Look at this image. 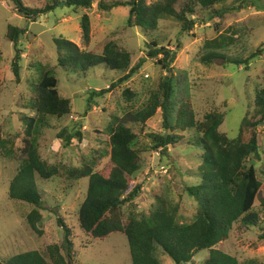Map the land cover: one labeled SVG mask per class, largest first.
I'll return each instance as SVG.
<instances>
[{"label":"rangeland","instance_id":"1","mask_svg":"<svg viewBox=\"0 0 264 264\" xmlns=\"http://www.w3.org/2000/svg\"><path fill=\"white\" fill-rule=\"evenodd\" d=\"M127 1L102 0L104 6ZM22 2L30 7L42 6V0ZM98 2L96 0L89 10L59 5L36 21L28 22L13 10L12 2L0 0V139L7 148L0 149V264L21 252L61 244L64 232L57 218H61L70 230L73 242L71 264H131L128 241L123 233L115 232L105 240H93L81 230L77 220V211L88 185V178L80 172L89 162L94 163V170H108L109 125L115 118L126 121L137 134L142 164L135 174V183H142V188L133 202L122 207L124 216L131 212L139 216L148 214L157 196L162 193L180 204L179 220L183 222H190L197 208L196 201L186 190L187 186L199 183L197 167L201 164L203 153L193 133L177 130L184 134L185 140L169 146L166 154L162 155L149 148V135L164 131L161 108L147 120L145 126L133 121L130 114L147 105L151 95L160 88L161 81L166 79V71L147 58L138 72L131 74L127 80L102 95L91 96L93 90L107 89L130 69L110 70L100 64L84 73L62 68L57 64L55 38H65L95 53L101 52L104 40L115 39L131 52V66L145 56L150 41L177 49L171 69L175 87L174 97L168 104V121L173 124L178 106L190 101L197 119H202L211 111L223 113L224 121L219 129L230 138L237 135L242 118L251 111L255 88L264 84V0H228L217 5V10L233 8L220 21L218 30L223 32L221 36L214 28V22L219 18L215 14L211 16L213 10L197 9L192 16L196 17L195 25L187 31H181L180 24L169 16L159 19L156 30L144 31L138 26L126 27L129 5L120 4L105 10L98 7ZM84 13L91 18L88 45L83 43L80 27V17ZM8 25L27 28V33L19 38L22 58L18 81L11 66L15 50L7 38ZM221 37H225V45L216 50L223 57L203 62L202 58L209 51L204 43L211 39L220 40ZM228 37L233 40L229 42ZM258 49H263V53L250 58L247 64L232 62L243 61ZM41 64L54 68L57 90L60 96L70 99L71 113L60 119L48 117V124L37 131L42 158L56 164L59 172L49 180L36 178L44 209L41 210L39 223L43 233L34 237L26 230V216L33 206L8 198L9 181L17 171L19 160L13 153L5 151L9 148L17 151L22 145L25 121L20 117L35 116L25 101L38 80ZM126 89H130L135 96L128 99L124 94ZM62 128H67L69 132L79 130L83 133L82 140L65 147L57 138ZM258 131L260 158L254 163L259 168V178L264 182L261 170L264 168V124L259 126ZM259 200L254 209L260 213V223L244 229L236 222L229 238L216 246L237 257L243 264H264V207ZM155 249V255L162 264H176L160 246L156 245ZM207 255V250H201L188 264H198Z\"/></svg>","mask_w":264,"mask_h":264},{"label":"trees","instance_id":"2","mask_svg":"<svg viewBox=\"0 0 264 264\" xmlns=\"http://www.w3.org/2000/svg\"><path fill=\"white\" fill-rule=\"evenodd\" d=\"M9 1L13 3L14 11L28 22H34L59 5L89 10L96 0H42L41 7L27 6L22 0ZM227 1L129 0L104 6L102 0H99L97 5L105 10L120 4L129 5L126 27L138 26L144 31L156 30L159 19L163 16L175 19L180 24L181 31H187L195 25L196 17L192 16L197 13V9L213 10L211 16L215 14L219 18L214 22V28L218 36H221L223 32L218 30L220 21L233 8L224 7L217 10L215 7ZM80 27L83 43L88 45L91 40V18L88 13L80 17ZM26 33L25 26H7V38L13 43L15 50L11 66L17 81L22 58L19 38ZM224 39L225 37H221L220 40L211 39L204 43V47L209 48V51L202 58L203 62L209 63L213 59L223 57L216 49L225 45ZM227 39L229 42L233 40L230 37ZM54 42L58 53L57 64L67 70L85 73L100 64L110 70L130 69L124 77L107 89L93 90L91 96L102 95L127 80L131 74L138 72L147 58L154 60L166 71V79L161 81L160 88L151 95L143 109L130 113L133 121L145 126L147 120L161 108L164 115V131L149 135V148L165 155L169 146L185 140L184 134L178 133L177 130H188L193 133V138L203 150L201 164L197 167L199 183L186 187L187 193L197 203L196 212L190 222L179 220L180 204L165 193L157 196L156 203L148 214L139 216L131 212L125 217L122 207L133 202L142 188V183H135V174L142 164L137 147V134L126 121L115 118L109 125L108 170H94V163L89 162L80 172L88 178L86 195L77 211L81 230L93 240H105L115 232L123 233L128 241L131 264H162L155 255L156 245L176 264L190 263L201 250H207L208 255L198 264H243L237 257L216 246L229 238L236 222L244 229L260 223V213L254 209V204L260 199V205L264 207V182L258 176L259 168L254 160L260 158L258 129L264 124V84L255 88L252 109L242 118L237 135L230 138L219 129L224 121L223 113L211 111L204 114L202 119H197L190 101L178 106L173 124L168 121V104L174 97L175 87L171 69L177 49L150 41L145 56L131 66V52L115 39L104 40L100 53L80 48L62 37L55 38ZM261 53L263 49H258L245 60L232 62L237 65L242 62L247 64L250 58ZM39 70L38 80L25 101L26 106L35 112V116L20 117L25 121L22 145L17 151H11L10 148L5 151L13 153L19 160L17 171L9 181L8 198L33 206L26 216V230L34 237H40L43 233L39 223L42 219L41 210L44 209V200L38 190L36 178L39 176L49 180L59 172L56 164L42 158L37 131L48 124V117L60 119L71 113L70 99L60 96L57 90L54 68L41 64ZM124 94L128 99L135 96L130 89H126ZM57 138L65 147H70L74 141L82 140L83 133L79 130L69 132L67 128H62L57 133ZM4 145L5 142L0 139V149H7ZM261 170L264 172V168ZM57 223L64 232L61 244L44 245L43 249L12 255L4 264H71L73 242L70 239V230L61 218H57Z\"/></svg>","mask_w":264,"mask_h":264}]
</instances>
